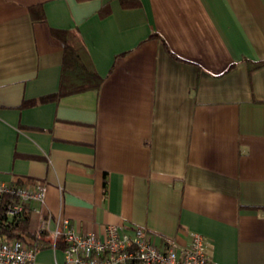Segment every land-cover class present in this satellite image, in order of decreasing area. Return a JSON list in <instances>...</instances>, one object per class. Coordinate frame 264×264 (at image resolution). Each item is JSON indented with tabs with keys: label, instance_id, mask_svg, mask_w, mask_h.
Segmentation results:
<instances>
[{
	"label": "crops",
	"instance_id": "0c3cea01",
	"mask_svg": "<svg viewBox=\"0 0 264 264\" xmlns=\"http://www.w3.org/2000/svg\"><path fill=\"white\" fill-rule=\"evenodd\" d=\"M139 3L0 0V181L45 185L29 228L43 220L50 243L66 218L156 244L197 232L218 264H264V65L247 64L264 59V0ZM56 29L77 31L102 84L21 106L59 88ZM33 264H65L63 249Z\"/></svg>",
	"mask_w": 264,
	"mask_h": 264
},
{
	"label": "built area",
	"instance_id": "2783aa9c",
	"mask_svg": "<svg viewBox=\"0 0 264 264\" xmlns=\"http://www.w3.org/2000/svg\"><path fill=\"white\" fill-rule=\"evenodd\" d=\"M45 190L43 183L31 178L0 181V204L4 196L16 198L8 210L13 216L22 212L31 200L43 202ZM44 228L45 222L41 220L38 231ZM60 236L65 243V264H218L209 256L205 238L197 232H192L190 241L184 245L170 239L156 244L154 236L141 226L128 232L110 224L99 237L93 232L78 234L66 218H59L50 246ZM45 245L42 240L1 238L0 264H33L37 250Z\"/></svg>",
	"mask_w": 264,
	"mask_h": 264
},
{
	"label": "trees",
	"instance_id": "16d2710c",
	"mask_svg": "<svg viewBox=\"0 0 264 264\" xmlns=\"http://www.w3.org/2000/svg\"><path fill=\"white\" fill-rule=\"evenodd\" d=\"M119 2L123 8H134L140 4L139 0H119ZM30 14L33 21H46L40 4L31 6ZM53 33L63 43L59 88L55 92L44 94L38 98L24 100L21 103V106H29L36 103L58 100L63 96L81 93L84 91H96L102 84L103 78L95 70L87 47L77 31L72 29H56L53 30ZM151 36L163 41L162 37L157 33H152ZM169 52L173 54L171 50H169ZM247 64L248 70L252 71L264 65V59L257 61L248 59ZM233 65L234 63L230 64L226 70H229ZM15 202L16 198L13 196H4L2 198L0 204V239H28L33 242L42 240L46 244L44 247L50 245V241L44 238L46 234L44 230L40 232L30 230V210L28 209V206H25L19 214L13 216L8 214L9 208ZM54 246L61 249L65 248V243L63 242L61 236L56 239Z\"/></svg>",
	"mask_w": 264,
	"mask_h": 264
},
{
	"label": "rangeland",
	"instance_id": "374dc122",
	"mask_svg": "<svg viewBox=\"0 0 264 264\" xmlns=\"http://www.w3.org/2000/svg\"><path fill=\"white\" fill-rule=\"evenodd\" d=\"M30 226H31V228H34L35 227V222H34V219L33 218L31 219Z\"/></svg>",
	"mask_w": 264,
	"mask_h": 264
}]
</instances>
